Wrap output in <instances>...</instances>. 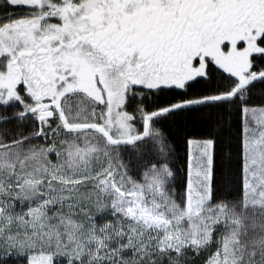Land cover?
Returning a JSON list of instances; mask_svg holds the SVG:
<instances>
[{"label": "snow or ice", "instance_id": "obj_1", "mask_svg": "<svg viewBox=\"0 0 264 264\" xmlns=\"http://www.w3.org/2000/svg\"><path fill=\"white\" fill-rule=\"evenodd\" d=\"M0 264H264V0H0Z\"/></svg>", "mask_w": 264, "mask_h": 264}]
</instances>
